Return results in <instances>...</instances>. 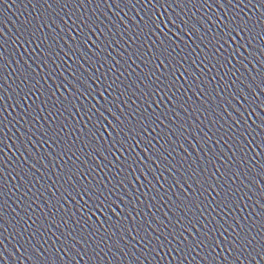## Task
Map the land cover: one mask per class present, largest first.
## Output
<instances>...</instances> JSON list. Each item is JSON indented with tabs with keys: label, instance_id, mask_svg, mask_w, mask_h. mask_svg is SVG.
I'll return each mask as SVG.
<instances>
[{
	"label": "snow or ice",
	"instance_id": "1",
	"mask_svg": "<svg viewBox=\"0 0 264 264\" xmlns=\"http://www.w3.org/2000/svg\"><path fill=\"white\" fill-rule=\"evenodd\" d=\"M5 2L0 0V6ZM29 2L36 15L26 19L16 31L13 43L20 45L22 41L23 45H33L37 55L31 63L15 61L19 67L13 69L16 78L10 83L7 79L12 73L5 75L3 72L8 40L0 32V41H3L0 43V162L6 160V141L11 142V147L18 153L11 159L19 162L11 172L7 163L0 166V264H153L165 256L179 264H264V159L254 163L257 157H264V151L250 155L251 145L257 148L264 145V0ZM129 6L151 8L152 13L145 12L136 18L137 23H133L124 11V7ZM156 7L169 13L166 19L171 27L167 30L161 27ZM124 20L131 26V36L127 40L123 36L116 39L117 30L123 33L128 29ZM172 28L176 29L175 34ZM106 33L112 39L105 40ZM157 33L164 39L153 40ZM141 34L145 41L132 51ZM171 35H176L177 41H185L184 46L178 50L177 43H168ZM61 42L63 46H60ZM145 42H149L147 49ZM121 47L126 59L112 56V51ZM93 48L100 52L111 49L108 56L112 57L113 64L108 71L117 68L119 71L116 80L105 91L113 85L117 88L123 85L117 99L124 97L121 103H130L136 108L125 116L126 109L117 104L115 107L120 111L114 112L111 101L99 107L81 104L78 111L85 113L92 128L87 133L81 131L80 135L73 136L70 132L61 137L60 134L71 125L67 120L54 123L49 117L58 119L57 114L76 109V105L69 103L63 106L62 112L54 103V113L48 111L47 100L37 105L36 100L44 95L36 87L41 84L37 69L42 71L51 62L52 71L46 74V78L51 79L56 70L64 66L70 53L76 55L79 52V59L83 61L76 70L79 75L55 87L66 84L73 90V99L87 100L96 90L97 82L103 84L102 77L96 73L104 63L96 60ZM185 48L191 51L181 56ZM191 52L197 53V59L192 63L197 67L204 65L199 73L190 71L191 65L185 67ZM200 53L204 55L201 57ZM57 59L61 63H57ZM93 63H99V67L89 75ZM225 67L228 71L220 74V79L229 75L231 79L224 86L217 81L216 97H213L219 98L220 103L215 107H204L203 112L207 115L201 119L203 105L190 106L193 97L184 99L190 85L186 87L185 83H180L178 87V81L183 78L192 85L198 81V91L203 97L207 89L200 85L207 78L205 68L210 72ZM120 77H126L127 84L123 80L117 84ZM106 78L107 74H104ZM181 88L185 91L180 92ZM4 91L9 95L5 96ZM34 95L35 100L31 99ZM153 96L161 102L167 99L170 106L160 111L161 105L151 99ZM26 99L30 101L27 104L24 103ZM9 100H12L11 104ZM141 101L145 105L143 111H140ZM9 109L17 113L11 120L8 119L12 116ZM105 112L112 113L113 119L107 120ZM253 115L255 119H250ZM93 116H96L94 123ZM165 119L169 120L168 125H164ZM205 120L219 124L221 129L227 125L233 133L226 139L220 137L228 146L227 151L223 150V145L220 149L207 147L212 140V130L205 125ZM105 122L112 127L106 134L112 139L106 144L98 139ZM25 125H28L27 131ZM158 128L160 132H156ZM145 130L156 132V136L145 137ZM189 136L194 141L191 148L201 153L199 158L185 146ZM237 136L240 143L236 142ZM129 139L133 143H128ZM77 140L85 141L79 148L85 156L83 161L73 151ZM141 143L144 151L132 157L131 153ZM41 144L47 145V152L37 153V146ZM54 146L60 151L56 152ZM121 150L128 156L123 158L120 170L112 180L105 182L104 177L89 180L101 164L108 168L104 162L109 161L110 156L116 157ZM93 154L101 157L100 162L94 167H84ZM189 157L193 159L189 160ZM69 162L72 167H68ZM26 167L27 171L24 170ZM46 169L55 170V180ZM169 171L174 173L175 179L166 175ZM46 177L52 183L46 189L51 194L44 199L45 191L41 189H45V185L41 184L40 188L36 185ZM9 178L17 180L10 188ZM137 180L140 184L135 186V191H124L125 187L131 190ZM25 183L30 186L12 200ZM165 185H168L167 189ZM62 188L65 189L63 192ZM141 188L147 191L140 193ZM173 189L175 195H169ZM10 191L12 196L8 195ZM148 193H152L150 198ZM129 195L131 199H128ZM165 196L166 203L158 207L156 201L163 202ZM142 197L147 198V204ZM37 200L43 204L39 216L35 215ZM65 200L75 201L72 210L65 208ZM161 207L166 209L162 215ZM61 208H65L63 214ZM101 208L112 209L119 218L110 223L114 219L110 212L103 223L93 227L88 221L95 215V210ZM125 209H130L127 214Z\"/></svg>",
	"mask_w": 264,
	"mask_h": 264
}]
</instances>
